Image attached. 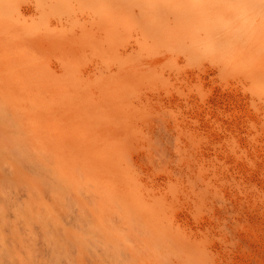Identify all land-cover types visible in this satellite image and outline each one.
Here are the masks:
<instances>
[{"label":"bare ground","instance_id":"1","mask_svg":"<svg viewBox=\"0 0 264 264\" xmlns=\"http://www.w3.org/2000/svg\"><path fill=\"white\" fill-rule=\"evenodd\" d=\"M237 2L0 0V264H222L139 174L167 156L140 67L203 34L264 103V18L221 30Z\"/></svg>","mask_w":264,"mask_h":264},{"label":"rangeland","instance_id":"2","mask_svg":"<svg viewBox=\"0 0 264 264\" xmlns=\"http://www.w3.org/2000/svg\"><path fill=\"white\" fill-rule=\"evenodd\" d=\"M237 4L240 13L232 29L221 25L223 32L263 26L264 0ZM193 41L179 49L164 42L140 67L156 75L141 86L139 117L142 111L145 117L138 120L151 118L152 130L139 122L138 128L152 132L150 146L163 147L167 156L156 163L161 155L146 152L151 159L142 156L140 164L151 171L140 167L139 174L148 186L162 185L151 186L166 191L173 210L216 250L219 262L264 264V103L244 90L241 77L203 34Z\"/></svg>","mask_w":264,"mask_h":264}]
</instances>
